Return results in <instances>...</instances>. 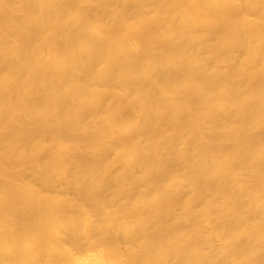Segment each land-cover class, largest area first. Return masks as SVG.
I'll list each match as a JSON object with an SVG mask.
<instances>
[{"label":"bare ground","instance_id":"1","mask_svg":"<svg viewBox=\"0 0 264 264\" xmlns=\"http://www.w3.org/2000/svg\"><path fill=\"white\" fill-rule=\"evenodd\" d=\"M0 264H264V0H0Z\"/></svg>","mask_w":264,"mask_h":264}]
</instances>
